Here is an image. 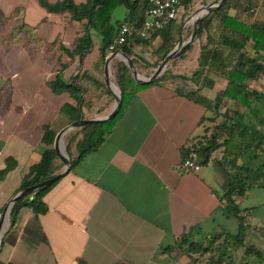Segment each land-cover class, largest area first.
<instances>
[{
	"label": "crops",
	"instance_id": "1",
	"mask_svg": "<svg viewBox=\"0 0 264 264\" xmlns=\"http://www.w3.org/2000/svg\"><path fill=\"white\" fill-rule=\"evenodd\" d=\"M6 1L2 0L0 9L13 23L10 47L16 58L6 68L0 60V83L9 79L10 85L9 92L0 91V169L9 158L15 166L0 181V214L50 146L44 138L55 143L58 132L71 124L74 111L64 106L78 108L81 100L85 117V102L99 86L108 88L101 77V72L105 77L106 59L101 56L98 26L87 19L76 20L68 12H48L38 0H11V9L4 8ZM216 1L189 0L188 6L191 10ZM146 8L147 0H138L132 7L118 5L111 15L114 35L125 20L146 19ZM117 9L121 17L115 20ZM225 10L231 17L254 23L246 17L254 12V0H230ZM185 11L183 4L179 17L169 25L174 39ZM218 17L211 23L210 34L222 40V33L229 30ZM86 35L91 47L78 54L79 39ZM151 43L160 45L161 36L155 35ZM140 45H134L136 53ZM247 47L252 53V43ZM19 52L27 54L26 62L19 60ZM209 77L214 80L209 91L214 90L217 97L204 88L200 94L214 100L227 90L228 80L220 72ZM58 79L76 88L55 92L51 84ZM218 83L223 86L216 89ZM178 85L166 78L136 92L99 149L82 158L47 192L49 211L37 216L23 207L15 226L4 230L0 264H173L184 256L178 254L182 250L178 238L190 228L200 226L208 234L226 229L233 218L221 202L228 173L216 153L198 171L182 167L191 156L185 157L184 150L194 147L202 134V119L210 111L178 92ZM241 207L250 216L260 205ZM234 227L237 230V219ZM261 229L258 223L249 231L251 237H259L256 230L263 234ZM171 246L176 248L172 252L166 249Z\"/></svg>",
	"mask_w": 264,
	"mask_h": 264
},
{
	"label": "trees",
	"instance_id": "2",
	"mask_svg": "<svg viewBox=\"0 0 264 264\" xmlns=\"http://www.w3.org/2000/svg\"><path fill=\"white\" fill-rule=\"evenodd\" d=\"M38 1L48 12H68L76 20L87 19L90 25L98 26L97 29L100 31L103 43L101 52L103 60L106 59L108 52L120 48L127 55L134 56L133 61L136 63V59L141 60V57L137 56L133 50L134 45L150 44L155 35H160L162 43L157 48V52L160 53L157 65H160L176 45V39L172 37L171 28L168 26L151 38L144 39L131 36L123 45L112 48L115 31V27L111 23L113 10L121 4L129 7L135 6L138 0H134V2L131 0H88L84 4H77L74 0H62L56 3H51L49 0ZM188 1L182 0L186 8L184 17L191 12ZM1 2L2 0H0ZM229 5L230 0L216 11L229 33L223 32L222 40L214 38L210 34V26L215 12L205 15L198 25V38L202 37L204 33H206L207 38L201 46L199 69L192 76L182 74L171 76L172 78H182L187 83L197 84L196 87L192 86L189 90H186L183 84H179L176 89L185 96L200 102L210 111L212 105L215 103L218 106L219 102L200 94L205 84L212 85L214 82L205 74V71L225 74L228 80V88L222 95L236 100L246 108L245 111L236 110L231 115H227L220 126L216 128V132H213L211 136H199L200 138L193 145L194 147L184 150V156L187 157L189 154H194L200 145H207L208 161L204 163L206 165L213 153L221 146H225L224 155L218 158L228 173V187L221 196L222 209L229 216L238 220V227L235 232L221 228L215 234H208L200 226H194L180 236L177 246L188 257L186 264H197L206 260L215 264H264V253L255 242L253 243L249 233L248 209L242 208L240 205L241 200L246 197L252 187H264V92L257 89L250 90L247 87L248 80L257 81L261 75H264V22L248 24L237 17H231L225 10ZM248 43H252V53L248 50ZM90 47L89 36H83L79 39L76 53L82 54ZM113 68L115 69L116 84L121 90V108L113 118L84 125L79 128L78 133L70 136L66 148L71 159V169L87 154L97 151L105 142L114 122L140 88L169 78L168 72L164 71L155 81L149 84H140L136 82L131 69L123 60H118L113 64ZM202 76L207 78L203 84L201 83ZM51 86L55 92L73 91L76 88L75 85L65 84L59 79L52 82ZM108 94L111 98L108 102L109 105L114 101V96L110 91ZM81 103V100H78L79 106ZM108 105L100 108V112L106 109ZM79 106L78 108H74L70 104L64 106L67 111H74L70 117L71 123L84 118ZM247 117L248 119H246ZM210 118L208 115L204 116L201 125L205 120L212 119ZM79 134L81 136L78 138ZM221 139H223L222 142H220ZM75 140L77 156L73 155L71 149V143ZM44 142L50 146L43 151L41 160L30 167L29 172L22 180L20 190L55 176L63 169L64 162L52 146L54 141L44 138ZM14 166V160L9 158L6 167L0 169V181ZM61 178L56 179L49 186L20 198L11 210L10 228L15 226L17 216L23 207L31 208L37 216L47 213L49 206L45 201V196ZM244 211L247 213L243 214ZM166 249L172 252L176 248L171 246Z\"/></svg>",
	"mask_w": 264,
	"mask_h": 264
},
{
	"label": "rangeland",
	"instance_id": "3",
	"mask_svg": "<svg viewBox=\"0 0 264 264\" xmlns=\"http://www.w3.org/2000/svg\"><path fill=\"white\" fill-rule=\"evenodd\" d=\"M254 12H248V14L246 15L247 19L250 21L253 20L254 22H264V0H254ZM4 2V1H3ZM6 7L7 9H11V4L12 1L11 0H7L6 1ZM2 6V5H1ZM203 6L191 9V12L188 14L190 15L192 12H194L196 9H199ZM219 9V8H218ZM214 10L211 12H215L213 15V21L216 19H218V14L216 13V11L218 10ZM120 9H117L113 18L116 20L118 18H120ZM6 11L4 9H0V40L3 41V45L1 46L2 48H0V60L3 62V64H5V68L6 66H9V64L11 63V61H14V59L16 58V55L14 53V49H11L10 47V42H11V31L13 30V23L10 22L8 19L9 18H5L3 16V12ZM188 15H186L185 17H187ZM207 15V14H205ZM204 15V16H205ZM184 17V18H185ZM3 18V19H2ZM181 19L180 21V28L178 30V34L176 37V45L178 43V41L180 40V38L182 37L184 41H187L193 31V21H190L189 23L184 25V20L185 19ZM98 36V34H97ZM99 37V36H98ZM96 41L98 38H95ZM206 33H204V35L200 38H196L194 40V42L191 44V47L189 48V46H187L183 52L173 58L167 65L166 69L164 71L168 72L169 74V78H172L171 76H173L174 74H182V75H186V76H192V74L199 69V62H197V56L201 50V46L202 43L206 42ZM158 43H156L155 45H153L152 43L147 44V45H140L139 47H137L138 51L140 53H136L137 56L141 57L140 59H136V67L138 69V71L145 76H150L153 74L155 68L159 65H157V63L159 62V58H160V53L157 52V48L159 47V45H157ZM175 45V46H176ZM111 52H108L107 55H109ZM134 57V56H131ZM19 60L22 62H26L27 61V54L24 52H19ZM101 60V58H100ZM118 60H120L119 58H115L112 62V67H111V79L112 81L116 84V75H115V69L113 68V64H115ZM103 61V60H102ZM105 68V67H104ZM205 74H207L208 76L211 75H215L214 71H205ZM225 75V74H224ZM204 76V75H203ZM202 76V84L207 80L206 77ZM226 76V75H225ZM101 77L105 78L103 76V72H101ZM176 81H178V84H183L185 86L186 90H189L190 87H196L197 84L195 83H187L185 82L182 78H173ZM222 79V78H219ZM9 79H3L0 83V91L1 92H9L10 91V85L8 84ZM223 81V80H222ZM223 84V82L221 83ZM220 83H218L216 85V89L222 87L223 85H221ZM210 85L209 84H205L204 85V90H206L208 92V94L210 96L213 97H217L216 93H214L215 91L212 90L209 91L210 89ZM247 87L248 89L252 90V89H257L260 90L262 92H264V75H261L260 79L257 81H253V80H248L247 81ZM99 91H97L96 93L92 94V96L90 97V100H87L84 104V108H85V113L86 116L84 118H94V117H100V116H105L107 114H109L113 108H114V103H115V97H114V101L112 103H110L108 105L109 100L111 99L108 91L110 90L109 88H107L105 85H101L99 86ZM109 89V90H108ZM114 96V95H113ZM220 99H214V101L219 102V105L217 106L215 103L212 105V108L209 112L208 117H211V120H205L203 125H202V136H211V134L213 132H216V128L220 126V124L224 121V119L226 118L227 115H231L234 111L239 110V111H245L246 108L243 104L237 102L236 100L226 97L224 95H222L221 97H219ZM108 99V101H107ZM213 101V102H214ZM108 107L106 109H104L102 112H100V108H104L105 106ZM248 119V117L246 118ZM79 128L77 129H73L71 131H69L65 136H64V144L66 145L70 139V136H72L75 133H78ZM200 135V136H201ZM81 135H78V138ZM223 139H221L220 142H222ZM230 148H232L230 146ZM71 149L74 152H76V140L74 142L71 143ZM225 152V146H221L215 153H216V157H221L224 155ZM243 207H250L251 205H260L259 210L255 213V214H250V216L248 217V222L250 224V231L251 229H254V227L259 223L260 227L262 228V233L260 234V232L258 233L257 230L253 231L254 234H257L259 237H252L253 239V243L255 242V244L257 245V247L264 253V188L263 187H255L253 189L250 190V193L248 196H246L243 200H241L240 203ZM236 223V219L233 217L230 222H228V225L226 226V229L230 232H235V225ZM10 226V220L9 222L6 224L5 229H7ZM217 231L219 230H214L211 232V234H215L217 233ZM252 232V231H251ZM253 234V233H252ZM251 243V241H250ZM185 248V247H184ZM179 255H183L184 252L182 250L178 251ZM207 258V257H206ZM188 261V257L186 255L182 256V259L179 260L178 262H175L173 264H186V262ZM197 264H215L212 263L211 261H200Z\"/></svg>",
	"mask_w": 264,
	"mask_h": 264
},
{
	"label": "water",
	"instance_id": "4",
	"mask_svg": "<svg viewBox=\"0 0 264 264\" xmlns=\"http://www.w3.org/2000/svg\"><path fill=\"white\" fill-rule=\"evenodd\" d=\"M228 0H217L216 2H212L209 4L204 5L203 7L196 9L194 12H192L190 15H188L185 20H184V25L187 24L190 21H193V33L192 36L189 40L184 41L183 38L181 37L180 40L178 41L177 45L167 54V56L164 58V60L161 62L159 66H157L153 72L152 75L150 76H145L142 75L134 61L133 57L127 55L124 53V51L120 48L112 51L109 55L106 57L105 61V68H104V75H105V82L108 86V88L112 91L114 97H115V103H114V108L113 110L105 115V116H100V117H94V118H81L79 120H76L72 122L71 124L67 125L64 127L62 130H60L56 136L55 143H54V148L59 155L60 159L64 162V167L61 172L56 174L55 176H52L44 181H41L35 185L29 186L27 188L19 190L7 203L5 206L3 212L0 214V247H1V242L2 238L4 235V230L6 227V220H10V215H11V210L15 203L22 197L27 196L37 190H40L46 186H49L52 184L56 179L65 176L68 174L71 170V159L70 155L67 151L66 146L64 145V153L61 151L60 148V142L64 139V136L66 133L73 129L80 128L84 125L92 124L95 122H102L106 121L108 119L113 118L118 111L121 108L122 105V95H121V90L119 89L118 86L115 85V83L111 79V67H112V62L115 58H119L120 60H123L131 69L132 74L134 79L136 80L137 83L140 84H149L156 79H158L164 70L166 69L168 63L175 57L179 56L183 50L192 44L196 38H198V32L199 28L198 25L201 23L202 18L204 17L205 14L210 13L211 11H214L223 5L226 4ZM122 56V57H121ZM112 85H115L117 92L113 89ZM207 145L203 144L200 145L199 148L196 151V157L200 163H205L208 160V154H207Z\"/></svg>",
	"mask_w": 264,
	"mask_h": 264
},
{
	"label": "built area",
	"instance_id": "5",
	"mask_svg": "<svg viewBox=\"0 0 264 264\" xmlns=\"http://www.w3.org/2000/svg\"><path fill=\"white\" fill-rule=\"evenodd\" d=\"M182 5V0H147L146 19L141 23L127 20L121 22L115 32L112 48L123 45L131 36L144 39L151 38L178 18L182 11ZM182 167L187 170L198 171L202 164L196 155L192 154L184 159Z\"/></svg>",
	"mask_w": 264,
	"mask_h": 264
},
{
	"label": "bare ground",
	"instance_id": "6",
	"mask_svg": "<svg viewBox=\"0 0 264 264\" xmlns=\"http://www.w3.org/2000/svg\"><path fill=\"white\" fill-rule=\"evenodd\" d=\"M122 57V56H121ZM112 87H113V89L117 92V89H116V87H115V85H112ZM64 140H62L61 142H60V148H61V151L64 153ZM66 146V145H65ZM9 222V220H8V218H7V220H6V224Z\"/></svg>",
	"mask_w": 264,
	"mask_h": 264
}]
</instances>
